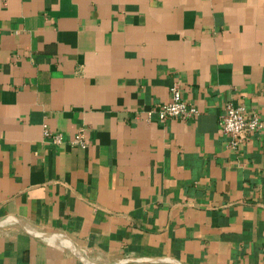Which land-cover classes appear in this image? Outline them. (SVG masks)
<instances>
[{
  "label": "crops",
  "instance_id": "0c3cea01",
  "mask_svg": "<svg viewBox=\"0 0 264 264\" xmlns=\"http://www.w3.org/2000/svg\"><path fill=\"white\" fill-rule=\"evenodd\" d=\"M174 85L200 114L148 121ZM228 103L264 119V0H0V264H82L11 218L94 264H264V133L229 148Z\"/></svg>",
  "mask_w": 264,
  "mask_h": 264
},
{
  "label": "built area",
  "instance_id": "2783aa9c",
  "mask_svg": "<svg viewBox=\"0 0 264 264\" xmlns=\"http://www.w3.org/2000/svg\"><path fill=\"white\" fill-rule=\"evenodd\" d=\"M169 92L170 100L167 103L158 104L147 112L148 121H154L163 126L172 119L188 121L200 114L194 105L183 99L181 91L176 85L172 86ZM217 125L220 132L229 139L228 147L233 150H236L255 134L264 133V119L260 118L257 112L249 113L243 104L228 103L219 115ZM42 135L43 139L53 146L65 143L61 134L53 133L46 126H43ZM68 144L79 149H86V130L78 129Z\"/></svg>",
  "mask_w": 264,
  "mask_h": 264
},
{
  "label": "water",
  "instance_id": "95a60500",
  "mask_svg": "<svg viewBox=\"0 0 264 264\" xmlns=\"http://www.w3.org/2000/svg\"><path fill=\"white\" fill-rule=\"evenodd\" d=\"M15 223H17L18 225L21 226V228L28 233L29 235L33 236V237H53L56 239H59L61 241H63L67 247L69 248V250L71 251V253L82 263V264H94L91 263L89 261H87L82 254H80L75 248L74 246L62 235L59 234H54V233H37L35 231H29L26 228H24V226L17 221L16 219L11 218ZM4 220H1L0 223H2ZM154 262H167V263H171V264H179L175 261H173L172 259H167V258H131V259H123L120 261H116L113 263H107V264H130V263H139V264H143V263H154Z\"/></svg>",
  "mask_w": 264,
  "mask_h": 264
},
{
  "label": "bare ground",
  "instance_id": "6f19581e",
  "mask_svg": "<svg viewBox=\"0 0 264 264\" xmlns=\"http://www.w3.org/2000/svg\"><path fill=\"white\" fill-rule=\"evenodd\" d=\"M49 240H53V241H57L56 238H53V237H48Z\"/></svg>",
  "mask_w": 264,
  "mask_h": 264
}]
</instances>
